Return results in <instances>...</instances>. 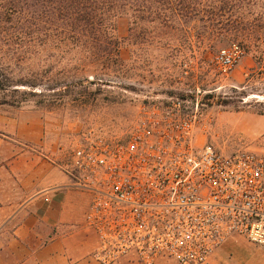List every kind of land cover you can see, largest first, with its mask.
<instances>
[{"label":"rangeland","instance_id":"1","mask_svg":"<svg viewBox=\"0 0 264 264\" xmlns=\"http://www.w3.org/2000/svg\"><path fill=\"white\" fill-rule=\"evenodd\" d=\"M223 1L230 9L222 25L207 18L206 23L196 19L185 24L177 18L151 23L134 7L132 16L116 19L115 63L82 68L80 61L92 57L88 51L4 49L0 110L40 117L57 159L66 164L83 134L93 131L113 142L124 141L141 109L180 102L182 113L194 118L196 144L225 154L250 153L264 168V0ZM232 44L244 55L225 76L214 58ZM29 80L36 85L22 84ZM221 248L224 252L215 256L214 264H264V248L241 238H231Z\"/></svg>","mask_w":264,"mask_h":264},{"label":"built area","instance_id":"2","mask_svg":"<svg viewBox=\"0 0 264 264\" xmlns=\"http://www.w3.org/2000/svg\"><path fill=\"white\" fill-rule=\"evenodd\" d=\"M244 52L219 50L229 75ZM181 103L141 109L124 141L89 131L64 165L90 197L85 224L99 264H208L231 238L264 248V168L250 153L225 154L194 140Z\"/></svg>","mask_w":264,"mask_h":264},{"label":"crops","instance_id":"3","mask_svg":"<svg viewBox=\"0 0 264 264\" xmlns=\"http://www.w3.org/2000/svg\"><path fill=\"white\" fill-rule=\"evenodd\" d=\"M47 134L40 117L0 110V264H99L85 224L90 197Z\"/></svg>","mask_w":264,"mask_h":264},{"label":"trees","instance_id":"4","mask_svg":"<svg viewBox=\"0 0 264 264\" xmlns=\"http://www.w3.org/2000/svg\"><path fill=\"white\" fill-rule=\"evenodd\" d=\"M136 6L141 19L151 23L177 18L185 24L197 19L222 25L230 9L223 0H0V51L71 49L91 53L87 61H80L82 68L115 63L119 51L113 35L116 19L132 16ZM216 34L218 40L221 33ZM72 79L87 81V77ZM22 84L36 85L31 80Z\"/></svg>","mask_w":264,"mask_h":264},{"label":"bare ground","instance_id":"5","mask_svg":"<svg viewBox=\"0 0 264 264\" xmlns=\"http://www.w3.org/2000/svg\"><path fill=\"white\" fill-rule=\"evenodd\" d=\"M255 98V97H254Z\"/></svg>","mask_w":264,"mask_h":264}]
</instances>
